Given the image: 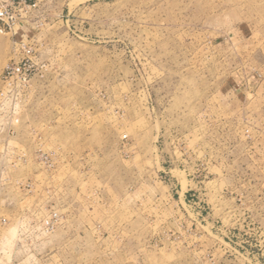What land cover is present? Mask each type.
<instances>
[{
    "label": "rangeland",
    "instance_id": "1",
    "mask_svg": "<svg viewBox=\"0 0 264 264\" xmlns=\"http://www.w3.org/2000/svg\"><path fill=\"white\" fill-rule=\"evenodd\" d=\"M13 12L0 264H264V0Z\"/></svg>",
    "mask_w": 264,
    "mask_h": 264
},
{
    "label": "built area",
    "instance_id": "2",
    "mask_svg": "<svg viewBox=\"0 0 264 264\" xmlns=\"http://www.w3.org/2000/svg\"><path fill=\"white\" fill-rule=\"evenodd\" d=\"M34 5V0H8L5 4H0V21L3 22H13L16 19L17 14H14V8L25 9L30 8ZM24 65V64H23ZM16 71H24V67H20V64L13 68L7 66L6 68V75ZM25 79V77H24Z\"/></svg>",
    "mask_w": 264,
    "mask_h": 264
},
{
    "label": "bare ground",
    "instance_id": "3",
    "mask_svg": "<svg viewBox=\"0 0 264 264\" xmlns=\"http://www.w3.org/2000/svg\"><path fill=\"white\" fill-rule=\"evenodd\" d=\"M210 227H212V226H210Z\"/></svg>",
    "mask_w": 264,
    "mask_h": 264
}]
</instances>
